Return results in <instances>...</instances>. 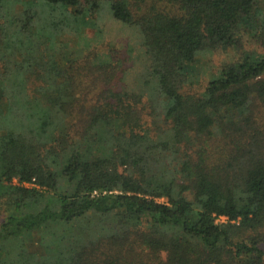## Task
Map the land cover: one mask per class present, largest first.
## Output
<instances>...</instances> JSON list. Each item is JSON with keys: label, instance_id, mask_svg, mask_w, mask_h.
I'll list each match as a JSON object with an SVG mask.
<instances>
[{"label": "trees", "instance_id": "obj_1", "mask_svg": "<svg viewBox=\"0 0 264 264\" xmlns=\"http://www.w3.org/2000/svg\"><path fill=\"white\" fill-rule=\"evenodd\" d=\"M0 264H264L261 0H0Z\"/></svg>", "mask_w": 264, "mask_h": 264}, {"label": "rangeland", "instance_id": "obj_2", "mask_svg": "<svg viewBox=\"0 0 264 264\" xmlns=\"http://www.w3.org/2000/svg\"><path fill=\"white\" fill-rule=\"evenodd\" d=\"M32 1H34V0H32ZM261 5L262 6L264 5V0H261ZM104 21L109 25V27L114 29V30H112L110 28L111 31L115 32V34L118 33L117 35H115L113 32L110 33V31H108V30H110L109 27L105 26V28H106L105 39L115 41V43H117V46L126 55L127 59L129 58V62H128L129 67H133L135 70L139 71L140 67L137 66V64H139V62H136L137 61L136 55H138L140 46L136 44V37L135 36L133 37L131 35V33L128 31V30H131V31H133V30L130 28L121 26L120 23H117L114 20H112L111 17H109V15H107V14H104ZM89 36H93V31L89 32ZM115 36H117V37L115 38ZM73 41L74 40L72 39V42ZM128 41H132L131 45L134 46L132 58L129 57L127 50L125 48H123V46L127 45ZM106 43H108V41H106ZM251 47H252V44H249V43L246 44V49H249ZM232 56H233L232 52H223L222 51L221 53H216V54L204 56L200 60H198L197 64L201 70L200 73L198 74L200 83L202 84V83L206 82L207 80H209L210 77L216 75L218 73V69L220 68V66H222L227 61L231 60ZM131 78L133 79V77H131ZM196 83H197V81L194 82V84L190 85L191 90L201 88V86H199V84H196Z\"/></svg>", "mask_w": 264, "mask_h": 264}, {"label": "built area", "instance_id": "obj_3", "mask_svg": "<svg viewBox=\"0 0 264 264\" xmlns=\"http://www.w3.org/2000/svg\"><path fill=\"white\" fill-rule=\"evenodd\" d=\"M220 220L221 221H225L226 220V217H220Z\"/></svg>", "mask_w": 264, "mask_h": 264}]
</instances>
